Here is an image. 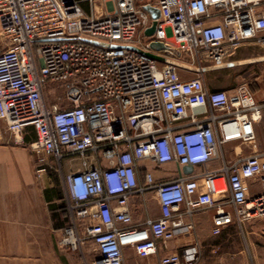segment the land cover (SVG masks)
I'll return each instance as SVG.
<instances>
[{"label": "built area", "instance_id": "obj_1", "mask_svg": "<svg viewBox=\"0 0 264 264\" xmlns=\"http://www.w3.org/2000/svg\"><path fill=\"white\" fill-rule=\"evenodd\" d=\"M262 34L264 0H0V121L16 142L32 130L39 174L49 157L59 169L79 158L62 182L70 220L98 255L93 264H125V248L155 257L195 231L199 211L214 210V236L264 214V196L250 199L253 183L264 189L255 135L262 107L248 86L212 89L200 75L202 62L224 69L248 41L264 44ZM50 85L61 95L47 105ZM233 142L250 154L227 160L223 146ZM214 160L221 167L209 169ZM145 161L192 171L140 179ZM151 192L158 218L150 216ZM135 197L147 214L137 225L129 209ZM81 241L70 228L61 244L75 249ZM182 248L158 264H194L196 244Z\"/></svg>", "mask_w": 264, "mask_h": 264}, {"label": "rangeland", "instance_id": "obj_2", "mask_svg": "<svg viewBox=\"0 0 264 264\" xmlns=\"http://www.w3.org/2000/svg\"><path fill=\"white\" fill-rule=\"evenodd\" d=\"M182 61L191 63L187 57ZM263 65L264 63H254L216 70L209 62L204 61L201 64L200 75L208 85L227 90L236 86L237 77L243 78L240 85H255L254 80H249V76L257 74L260 76L259 85L264 88ZM191 67L193 70L200 68L197 64ZM54 87L50 85L45 92L47 105L54 101V96L61 95V91L53 90ZM236 148L249 150V147L240 142L235 145L227 144L223 146L227 160L236 156L234 154ZM239 153L243 156L249 155L248 151L246 153L240 150ZM46 162V170L39 174L40 166L35 157L31 179H27L24 190L17 191L14 188L15 184L21 185V183L10 179L11 173L6 171L0 173V176L7 178L0 181V187L6 188L5 194L3 190H0V264H93L98 255L94 251L93 244L85 239L84 228L80 224L74 228L70 220L62 182L65 174L78 170L79 158L72 156L64 159L61 169L53 157L46 159ZM18 187L17 185L16 188ZM254 189L250 192V199L264 196V189L260 187ZM52 190L62 194L58 202L48 199ZM154 202L149 200L148 206L153 207ZM65 210L68 213V219L62 221ZM212 213L214 210L199 211L195 214L206 216ZM61 225H63L62 228ZM70 228L76 229L82 239L81 244H78L75 249L61 244L65 231ZM178 240H182L181 244L184 246L196 244L197 248H201L194 264H243V262L264 264V214L250 218L240 225L229 226L218 236L212 235L201 223L195 231L176 238L170 244ZM125 256L124 253V259Z\"/></svg>", "mask_w": 264, "mask_h": 264}, {"label": "crops", "instance_id": "obj_3", "mask_svg": "<svg viewBox=\"0 0 264 264\" xmlns=\"http://www.w3.org/2000/svg\"><path fill=\"white\" fill-rule=\"evenodd\" d=\"M261 36H264L262 34ZM229 64H234L233 67H242L249 64L254 63H264V44L258 42L257 40L248 41L245 43L239 50H237L232 58L228 60ZM264 68V65H263ZM258 76V77H257ZM253 77V78H252ZM252 78V79H251ZM249 80H254L255 85H248V88L252 92L255 97V100L261 105V114L259 119L255 123V135H256V142H257V151L264 152V88L259 85L260 76L255 74V76H249ZM243 81L242 77H237L236 79V86L232 89H227L229 92H233L236 88H238ZM244 85V84H243ZM212 89H223L217 88L209 85ZM226 90V89H224ZM35 136L32 130H28L19 141H14L13 137L7 130V126L5 122L0 121V173L7 172L11 173L10 179L14 180V182H20V184H15L17 191L24 190L26 188L27 179H31V172L34 167V160L35 157L32 155V151L30 148V144L34 141ZM237 142L230 143L235 145ZM240 150H243L250 154L251 150H247L246 148L239 149L236 148L234 154L237 156L240 154ZM234 159V158H233ZM229 160H232L229 159ZM221 167V162L218 160H214L208 164L209 169H218ZM139 175L140 179L145 173H151L154 180L156 182H161L166 178H176L181 172L184 173L183 169L178 168L175 164H169L164 166L163 168H158L155 164L145 161L141 162L139 166ZM5 176H0V181L6 180ZM5 186L0 187V190H3V194H5L6 188ZM259 188L257 183L252 184V189ZM255 190V189H254ZM257 191V190H256ZM61 193L57 190H52L51 194L48 196V199L52 202H58L59 198L61 197ZM62 198V197H61ZM149 200H154V206L150 208V216L152 218H158L160 216L159 207L157 201L155 200V194L153 192L147 195ZM130 213L133 216L134 224H142L145 222L147 214L143 207L142 198L135 197L130 200ZM65 213L62 214L63 220L68 219V213L66 210ZM212 214H208L206 216H199L198 214H194L191 218L192 222L195 225V229L198 228V225L201 223L211 232L212 229ZM63 225L60 227L62 228ZM63 230V229H61ZM182 240H178L170 244V248L166 250L159 249L157 256L148 258V259H141L136 255V253L131 250L132 248H125V264H158L159 258L165 254H172V253H182L183 244H181ZM180 243V244H179ZM198 251H201V248H197ZM243 249V248H242ZM247 250V248H244ZM252 249V248H251ZM127 257V258H126ZM127 259V260H126ZM243 264H246L243 262Z\"/></svg>", "mask_w": 264, "mask_h": 264}, {"label": "water", "instance_id": "obj_4", "mask_svg": "<svg viewBox=\"0 0 264 264\" xmlns=\"http://www.w3.org/2000/svg\"><path fill=\"white\" fill-rule=\"evenodd\" d=\"M145 9L150 13L151 18L153 20H156V19L159 18V11L157 9H153V8H149V7H146ZM155 27H156V22H153L152 26L149 29L146 30L145 35L147 37L152 36L153 33H154V31H155ZM131 49H133V48H131ZM151 49L154 52H159V51L164 50V46L161 43H152L151 44ZM147 55L150 56V57H152V58H154V59H156V60H158V61H161V59H162L160 56H158V55H156V54H154L152 52H148ZM233 66H234V64H229L228 65V67H233ZM183 171L185 173H190L192 171V168L191 167H184L183 168Z\"/></svg>", "mask_w": 264, "mask_h": 264}]
</instances>
